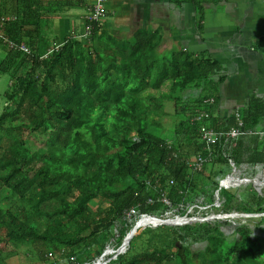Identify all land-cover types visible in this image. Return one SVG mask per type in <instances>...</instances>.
Wrapping results in <instances>:
<instances>
[{
  "label": "trees",
  "instance_id": "16d2710c",
  "mask_svg": "<svg viewBox=\"0 0 264 264\" xmlns=\"http://www.w3.org/2000/svg\"><path fill=\"white\" fill-rule=\"evenodd\" d=\"M81 5L0 0V47L6 51L0 72L9 79L0 111V264L15 254L17 264H93L119 247L140 215L182 216L198 201L204 207L194 208L193 216L264 213V193L226 200L217 179L205 181L203 170L186 163L195 153L237 168L259 161L224 135L206 144L198 127L214 129L210 116L192 119L209 115L220 63L187 50L158 53L143 33L118 43L100 21L86 17L82 30L73 26L59 39L53 14ZM9 42H24L28 51ZM258 43L264 45V37ZM168 102L174 117L184 116L165 135L161 118ZM252 116L233 115L225 129L242 131ZM211 173L220 177L224 170ZM63 185L70 189L59 196ZM131 208L135 213L128 216ZM224 218L154 226L168 231H153L142 249L109 253L104 264H264V256L256 258L264 244L263 217L259 231L241 222L232 237L222 229Z\"/></svg>",
  "mask_w": 264,
  "mask_h": 264
},
{
  "label": "crops",
  "instance_id": "0c3cea01",
  "mask_svg": "<svg viewBox=\"0 0 264 264\" xmlns=\"http://www.w3.org/2000/svg\"><path fill=\"white\" fill-rule=\"evenodd\" d=\"M92 2L85 0L78 10L54 16L53 33L63 39L73 26L80 29ZM103 4L105 15L99 26L118 43L143 33L144 39L156 44L158 53L187 50L219 62L222 77L213 83L215 97L207 105L208 122L224 130L234 122L231 116L254 115L236 138L227 141L250 153L252 160L264 159V45L258 43L264 37V0H103ZM259 161L241 163L235 174L247 177L250 173L263 185L264 169L255 176L252 167L261 165Z\"/></svg>",
  "mask_w": 264,
  "mask_h": 264
},
{
  "label": "rangeland",
  "instance_id": "374dc122",
  "mask_svg": "<svg viewBox=\"0 0 264 264\" xmlns=\"http://www.w3.org/2000/svg\"><path fill=\"white\" fill-rule=\"evenodd\" d=\"M74 9H76V8L72 7L69 9V11L72 12ZM78 9L79 8H77V10ZM80 11H78V12H80ZM53 16H57V14H53ZM49 29L50 28H48V30ZM5 52L6 51H5L4 47L3 48L0 47V57H2L5 54ZM8 83H9L8 75L3 73V72H0V111L2 110V108L5 104V98H4L3 93L7 89ZM189 92H190V89H186L184 91V94L186 95ZM191 92H192V90H191ZM183 100H185V99H183ZM172 105H173V103L168 102V104L166 105V114L163 115L161 118L162 133L165 135L172 134L173 128L175 127V125H177V123L180 121V119L183 118V116H184L180 112L174 117L173 112H172ZM203 107H204V105H203ZM205 122H207V121H205ZM187 154H189V153H187ZM190 154H192V153H190ZM252 167H254V169H255V174H256L255 176L260 174L262 172V170L264 169V165H262V164L261 165H252ZM221 169L224 170V174L220 177H218V175L214 176V174L211 173V170L218 171ZM200 170H203L205 175H207V176H205V181L214 177L215 179L218 180V184H219V181L222 178H224L226 175H228L230 173L236 175L233 171V163H231V161H229L228 163H219V162H212L211 160H206L202 163V167L200 168ZM200 170H198V171H200ZM237 171L238 170H236V173H237ZM239 177L240 178L238 180H235V181H237V183L235 185L231 182V180L228 182L227 185H223L224 187H221L219 185V188L221 189V191H220L221 196L226 195L227 196V197H225L226 200L230 199V195H235V196L240 195V197H242V199L245 198V199L249 200V198H250L249 194H252L253 192L255 194H258L260 192L264 193V184L262 185L260 183V185L256 186V183H255V185H254V180H253L252 176L250 175V173H248L247 177H242L241 175H239ZM245 178H247V180ZM69 189H70L69 185H63L62 187H60V189L58 191V195L62 196L64 193L68 192ZM241 202H242V200H241ZM210 212L215 213L212 210H210ZM260 217H263V222H264V215L263 216L254 215L252 217L240 215V216H236L234 218H224L227 220L224 221V219H222L220 221H224L223 225H222V229L224 230L225 234H227L228 237H232V235L234 234V231L236 229V226L241 222L247 224L250 228L259 231L258 230L260 228L259 226H261L262 224L257 226L256 222ZM142 218H143V216H142ZM142 218L140 219V221L142 220ZM177 221H179V220H177ZM149 225H152V224H149ZM140 226H141V228H139V230L132 236V240L130 243L127 244L126 249L128 247V248H130V251H134V250H139V249L144 248L148 242L147 238L149 237L150 234H152L153 231H155V230L158 231V230H160V228H162L164 231L165 227L169 226V225H166L165 227H161V226H159V227H144V226H146V224L140 225ZM156 226H158V225H156ZM142 227H144V228H142ZM165 231L167 232L168 230L165 229ZM196 246H197L196 244H192L191 248L192 247L194 248ZM198 246H201V245L199 244ZM255 247H257V246L255 245L254 248ZM262 247H263L262 250H264V244ZM262 250L259 249L257 251V254H256V258L259 261L264 256V251L262 252ZM112 252L114 253L115 250H113L112 248L106 249L104 251L103 259H105V257L109 253H112ZM256 258H255V260H256ZM18 260H19V258H17V255L15 254V255H12L11 257H7L5 263L6 264H17Z\"/></svg>",
  "mask_w": 264,
  "mask_h": 264
},
{
  "label": "built area",
  "instance_id": "2783aa9c",
  "mask_svg": "<svg viewBox=\"0 0 264 264\" xmlns=\"http://www.w3.org/2000/svg\"><path fill=\"white\" fill-rule=\"evenodd\" d=\"M103 12L104 10H103L102 0H95L88 17L90 20L96 21L103 15ZM21 48L26 50V47L24 45H21ZM206 117H208L206 113L200 112L197 113L195 116H193L192 119L194 121H200L202 120V118H206ZM236 117H238V115ZM237 121L238 124H241L240 119L237 118ZM198 131L200 134V138L206 141V144L216 141L221 135L222 136L224 135L225 139L227 140L228 138L230 139L236 138L238 134L241 133V131L235 125L231 126L229 129L219 131V130H214L213 128H209L202 123L199 124ZM208 159H209V153L207 155H204L203 153H197L193 157L187 158L186 163L188 166L191 167L192 170L198 171L202 167V163ZM228 179L229 178L227 177L226 179L222 180L221 181L222 185H227L229 182ZM131 211H133V209Z\"/></svg>",
  "mask_w": 264,
  "mask_h": 264
},
{
  "label": "bare ground",
  "instance_id": "6f19581e",
  "mask_svg": "<svg viewBox=\"0 0 264 264\" xmlns=\"http://www.w3.org/2000/svg\"><path fill=\"white\" fill-rule=\"evenodd\" d=\"M83 1H85V0H83ZM94 2H95V0H93V2L90 3V4L87 6L89 13H87V14L85 15V17L88 18V19H89L88 15H89L90 12H91V8H92ZM102 4H103V0H102ZM103 10L105 11L104 4H103ZM104 15H105V12H103V15H102L98 20H96V21H100V20L104 17ZM3 19H5L4 16L1 17V20H3ZM89 20H90V19H89ZM87 26H88L87 29H89V28H90V25H87ZM85 33H87V30H86ZM85 33H83L82 35H84ZM9 45H10L11 47H15V48L17 47L19 50H22V51H25V52L28 51V47L25 45L24 42H21L20 44H14V43L9 42ZM21 45H24V46L26 47V50L22 49V48H21ZM211 101H213V99H212V98H209V99H208V102H211ZM161 201H163V202L166 203V202H167V199L161 197ZM220 202H221V200L219 199L218 194L215 193V203L218 204V203H220ZM196 207H198V208H203L204 206L201 205V202H200V201H198V202L192 204L191 206H189V208L187 209V211L185 212L184 215H182V216H179V215L170 216V217H168V219H176V221L179 220V221H177V222H181L180 224H184V223H188V222H192V221H196V220H198V221L209 220V219H211V218H215V217H217V218H222V217L234 218V217H236V216H240V215H242V216H250V217H251V216H254V215H261V214H264V213H239V212L223 213V214H219V213H218V214H217V213L209 212L207 215H203V216H195V215H194V216H193L192 213H193L194 208H196ZM132 209H133V208H131V209L129 210V212H128V216H129V215H132V214L135 213V209H133V211H131ZM142 216H143V218H142ZM142 216H140V217L136 220V222H138V227H139L140 225H144V224H152V225H154L155 223L159 222L157 219L150 218V215H142ZM151 217H153V216H151ZM141 218H142V220L140 221ZM162 219H167V218H162ZM136 222H135V223H136ZM135 223H134V225H135ZM134 225H133V226H134ZM172 225H177V224H172ZM154 226H155V225H154ZM136 229H137V228H136ZM136 229H135V231H136ZM130 230H131V229H130ZM98 263H99V262H94L93 264H98Z\"/></svg>",
  "mask_w": 264,
  "mask_h": 264
},
{
  "label": "water",
  "instance_id": "95a60500",
  "mask_svg": "<svg viewBox=\"0 0 264 264\" xmlns=\"http://www.w3.org/2000/svg\"><path fill=\"white\" fill-rule=\"evenodd\" d=\"M228 176H226L224 179H226ZM223 179V180H224ZM219 185L221 186L222 183L221 181L218 184V188ZM150 218H154L157 219L159 222L155 223L154 225H160V224H180L181 222H177L176 219H162V218H158V217H151ZM154 225H147L144 227H154ZM138 227V222L135 223V225L131 228V230L125 235V237L123 238L121 244L119 245V247L117 249H115L114 252V256L120 252H123L126 249L127 244L129 243L131 237L135 234V229ZM142 227V228H144ZM104 256V252L102 253V255L100 257H98L94 262H99L98 264H104L108 259H103Z\"/></svg>",
  "mask_w": 264,
  "mask_h": 264
},
{
  "label": "clouds",
  "instance_id": "9594fccd",
  "mask_svg": "<svg viewBox=\"0 0 264 264\" xmlns=\"http://www.w3.org/2000/svg\"><path fill=\"white\" fill-rule=\"evenodd\" d=\"M227 140H228V139H227ZM195 154H197V153H195ZM195 154H192V155L190 156V158L193 157ZM188 158H189V157H188ZM208 160H209V159H208ZM231 163H233V162L231 161ZM189 168L191 169L190 166H189ZM235 170H236V167H235L234 164H233V171H234V173H235ZM226 176H228V178H229L228 180H229V181L231 180V182H232L234 185L237 183V181L234 182V180H238V179L240 178V177H238V176L236 177V175L231 174V173L228 174V175H226ZM226 176H225V177H226ZM225 177H224V178H225ZM224 178H222L220 181H222ZM245 179H246V178H245ZM246 180H247V179H246ZM220 181H219V182H220ZM224 182H225V181H224ZM255 183H256V181H254V185H255ZM256 185H258V184L256 183ZM221 187H224V186L221 185Z\"/></svg>",
  "mask_w": 264,
  "mask_h": 264
}]
</instances>
